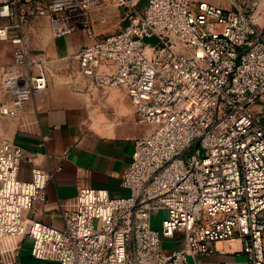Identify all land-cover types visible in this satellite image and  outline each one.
<instances>
[{
  "label": "built area",
  "instance_id": "2783aa9c",
  "mask_svg": "<svg viewBox=\"0 0 264 264\" xmlns=\"http://www.w3.org/2000/svg\"><path fill=\"white\" fill-rule=\"evenodd\" d=\"M20 0H2L0 20ZM110 4L124 26L100 36L92 12ZM143 4V5H142ZM262 0H236L225 9L206 0H37L25 13L46 16L55 37L83 30L82 79L93 87H122L137 122L151 130L135 140L121 172L125 196L84 187L59 204L63 225L30 217L53 177L38 166L18 176L20 145L0 139V264L19 259L26 238L41 264H205L198 255L225 253L220 241L239 240L244 264H264V33ZM0 39L15 45L16 61L2 80L15 115L48 75L31 57L28 35L0 23ZM33 75L25 74L26 66ZM260 105V107H259ZM165 210L161 228L151 212ZM183 234L169 254L161 235ZM189 256L195 260L190 261ZM217 264H238L219 261Z\"/></svg>",
  "mask_w": 264,
  "mask_h": 264
},
{
  "label": "crops",
  "instance_id": "0c3cea01",
  "mask_svg": "<svg viewBox=\"0 0 264 264\" xmlns=\"http://www.w3.org/2000/svg\"><path fill=\"white\" fill-rule=\"evenodd\" d=\"M206 1L225 9H233L236 3V0ZM33 20L39 33L32 40L34 48L42 47L50 54H72L84 45L77 38L84 37L85 32L78 30L60 39L52 34L47 18ZM0 47L1 104L12 100L4 89L2 71L12 61L13 46L8 39H0ZM70 80L49 81L47 88L35 92L15 115L0 112V139L23 149L19 178L29 180L35 166L53 172L45 198L36 200L27 214L54 226L63 225L60 202L73 198L81 188H104L111 196L128 195L129 190L121 185V172L131 161L135 140L151 130L150 125L137 122L135 106L126 89L97 88L82 78L75 87ZM25 246L30 249V238L24 240L19 254L22 263L41 264ZM217 247L225 252L219 255L231 258L207 260L205 264L219 261L244 264L239 240L220 241Z\"/></svg>",
  "mask_w": 264,
  "mask_h": 264
},
{
  "label": "rangeland",
  "instance_id": "374dc122",
  "mask_svg": "<svg viewBox=\"0 0 264 264\" xmlns=\"http://www.w3.org/2000/svg\"><path fill=\"white\" fill-rule=\"evenodd\" d=\"M37 0H20L15 5L14 17L10 18H3L0 20V23H17L19 24V29L24 31L29 39H30V46H31V57L35 55H39L43 58V65L47 71L48 75V84L49 81L57 82L58 80H68L71 79L70 82L76 87L77 84L80 83L78 80L82 78L80 73L79 67V60H78V52L67 54V53H59V54H50L46 51V49L42 47H33L32 40L38 38L39 33L35 31L37 29V24L33 22L35 18H47L46 16H35L29 15L25 13L24 7L32 6L34 2ZM2 0H0L1 4ZM143 5V4H142ZM236 7V6H235ZM235 7L233 9H235ZM261 13L258 17V27L264 33V0H262L261 4ZM122 10L116 6L110 4H104L98 8H96L92 12V28L95 33L99 34L100 36L108 35L114 32L119 31L124 26V21L122 20L121 15ZM30 19V20H29ZM48 19V18H47ZM49 23V21H48ZM49 25V24H48ZM50 26V25H49ZM32 28V29H31ZM85 32L83 30H80ZM61 37L60 39H64ZM9 40V39H8ZM12 44V61L9 64H12L16 61L15 57V45L14 43L9 40ZM79 44H89L90 38L87 34L84 37L77 38ZM2 47H0V51ZM6 54L8 52L5 50ZM25 74L33 75V67L26 66L23 69ZM26 76V75H25ZM260 107V105H259ZM167 212L165 210H153L151 212V225L155 229H160L162 226V220L166 217ZM183 234L177 232L174 237H167L161 235L162 241V250L164 253H171L180 243L182 240ZM24 249H29L27 246ZM30 253V249H29ZM231 257L221 256L218 253L211 254V255H198L197 259H200L203 262L209 261H216V260H223L228 259ZM190 261H194L195 259L192 256H189Z\"/></svg>",
  "mask_w": 264,
  "mask_h": 264
}]
</instances>
